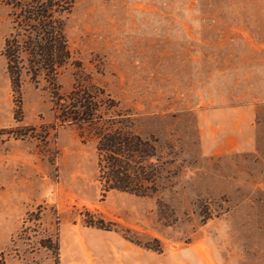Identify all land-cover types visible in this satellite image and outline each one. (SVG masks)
<instances>
[{
	"label": "rangeland",
	"instance_id": "374dc122",
	"mask_svg": "<svg viewBox=\"0 0 264 264\" xmlns=\"http://www.w3.org/2000/svg\"><path fill=\"white\" fill-rule=\"evenodd\" d=\"M10 14L0 0V131L13 130L0 134V264H55L40 243L57 235L61 264H93L89 251L66 259V239L76 231L87 248L82 231L95 229L114 236L91 239L114 242L117 260L157 238L164 250L149 249L157 254L183 249L204 264H264V0H75L67 22L73 59L139 135L158 141L160 159L151 161L162 174L152 196L103 190L95 139L55 125L45 80L24 78L17 121L1 54ZM76 73L74 64L62 71L61 93ZM235 105L256 107L257 150L204 154L200 114ZM87 211L110 230L87 226Z\"/></svg>",
	"mask_w": 264,
	"mask_h": 264
},
{
	"label": "trees",
	"instance_id": "16d2710c",
	"mask_svg": "<svg viewBox=\"0 0 264 264\" xmlns=\"http://www.w3.org/2000/svg\"><path fill=\"white\" fill-rule=\"evenodd\" d=\"M3 1L11 8L12 31L5 38L1 54L17 96V121L23 120L24 78L27 76L35 85L45 80L56 108L55 125H76L82 138L95 139L99 155L98 180L103 190L137 196L156 194L162 167L151 160L160 159L158 141L139 135L131 115L124 112L115 99H106L105 92L85 73L82 63L73 59L67 22L75 0ZM69 64L77 67V73L73 88L63 94L58 87V77ZM12 131L2 129L0 134ZM30 216L40 218L39 212ZM83 221L87 226L110 230L103 218L94 220L89 211ZM155 241L157 246H143L162 252V242L157 238ZM40 245L55 255V264H61L59 235L44 239Z\"/></svg>",
	"mask_w": 264,
	"mask_h": 264
},
{
	"label": "crops",
	"instance_id": "0c3cea01",
	"mask_svg": "<svg viewBox=\"0 0 264 264\" xmlns=\"http://www.w3.org/2000/svg\"><path fill=\"white\" fill-rule=\"evenodd\" d=\"M256 112V107L252 105H235L202 111L198 122L204 154L217 156L256 151L260 125ZM75 232L69 233L66 239L70 245L66 259L71 261H79L90 254L88 259L92 257L93 264H204L202 256H187V251L183 249L157 254L139 246L128 247L129 253L117 260L110 254L115 249L114 242L99 245L93 243L91 239L93 236L114 239L110 232L99 229L93 230L92 233L82 231L87 237V248L79 243ZM119 244L122 249V241ZM64 260L65 254L62 253V263Z\"/></svg>",
	"mask_w": 264,
	"mask_h": 264
}]
</instances>
